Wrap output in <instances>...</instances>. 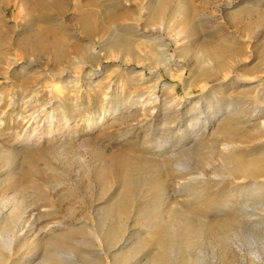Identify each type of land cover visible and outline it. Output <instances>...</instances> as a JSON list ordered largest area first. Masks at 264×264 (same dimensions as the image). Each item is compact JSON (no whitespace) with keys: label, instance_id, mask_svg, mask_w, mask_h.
Returning <instances> with one entry per match:
<instances>
[{"label":"rangeland","instance_id":"1","mask_svg":"<svg viewBox=\"0 0 264 264\" xmlns=\"http://www.w3.org/2000/svg\"><path fill=\"white\" fill-rule=\"evenodd\" d=\"M255 253L264 0H0V264Z\"/></svg>","mask_w":264,"mask_h":264},{"label":"bare ground","instance_id":"2","mask_svg":"<svg viewBox=\"0 0 264 264\" xmlns=\"http://www.w3.org/2000/svg\"><path fill=\"white\" fill-rule=\"evenodd\" d=\"M233 111V110H232ZM246 170H248V169H246ZM245 170V171H246ZM246 173V172H245ZM248 173H249V171H248ZM250 175H252V174H250ZM247 178V177H246ZM8 242V241H7ZM11 242H9V243H6V244H8V248H11V244H10ZM6 247H7V245H6ZM59 254V253H58ZM59 256H62V254L60 255L59 254ZM70 256V255H69ZM1 258V257H0ZM70 258V257H69ZM74 260V259H73ZM254 261H255V263H257V264H262L263 263V258L260 256V255H258L257 253H255V255H254ZM91 262V264H102L100 261H98V259L96 260L95 258L92 260V261H90ZM59 264H66V263H64V262H61V263H59Z\"/></svg>","mask_w":264,"mask_h":264}]
</instances>
